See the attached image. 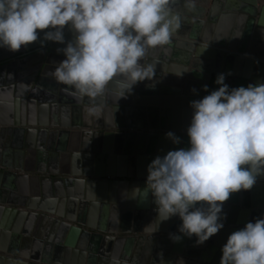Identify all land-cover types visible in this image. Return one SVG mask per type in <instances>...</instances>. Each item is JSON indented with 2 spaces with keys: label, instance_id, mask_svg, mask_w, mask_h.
Listing matches in <instances>:
<instances>
[{
  "label": "crops",
  "instance_id": "crops-1",
  "mask_svg": "<svg viewBox=\"0 0 264 264\" xmlns=\"http://www.w3.org/2000/svg\"><path fill=\"white\" fill-rule=\"evenodd\" d=\"M240 1L243 0H178L179 7L172 3L171 8L179 17L181 33H191L190 27L207 30L209 42L202 43L211 53L213 72L218 74L220 70L225 76L244 74L237 79L247 85L256 73L253 83H261L264 0H256L253 24V14L238 8ZM212 8L214 20L208 16ZM64 35L66 41L72 38V33ZM211 36L216 43H222L224 38L231 43L235 40V47L243 41L246 51L218 47L210 43ZM172 37L190 40L189 36L176 33ZM62 47L57 43V48ZM175 48L168 43L154 49L160 53L173 52ZM7 51L0 48V53ZM193 83L183 84L189 91L182 95L194 100L200 98L202 82L197 78ZM149 84L154 87H148ZM142 85L146 88L140 92L137 106L139 110L145 109L146 120L138 119L131 104L133 127L116 114L106 120L102 117V105L76 104L67 98L59 101V84L51 76L29 86L20 79L0 84V264H52L53 260L66 259L68 264H113L114 258L119 264H177L179 258H185L177 251L157 249L155 242L161 239L149 236L178 232L179 217L161 222L156 231L159 220L155 219L157 212L151 195L145 200L133 196L135 187L145 186L147 165L152 159L169 150L188 147V138L181 137L179 143H173L164 130L151 125L160 124L162 115L172 110L177 98L171 92L175 85L169 80ZM158 87L169 90L158 94L153 91ZM154 98L165 102L166 107L148 103ZM181 106L192 115L189 103ZM77 121L86 127L77 126ZM94 125H104V131L112 135L82 132L102 129ZM118 131L127 136H117ZM259 184L263 185L262 180L257 179L254 186ZM263 191L264 187L259 202L253 200L250 190L249 204L239 199V191L230 193L222 212L226 219L232 213L240 221L229 224L231 227L242 228L246 222L264 216ZM139 227L144 230L134 235L140 236H130L128 231ZM233 229L219 232L212 237L213 241L199 245L194 243L195 235L185 237L192 241L196 257L193 263L184 259V264H220L221 247ZM47 260L52 262L46 263Z\"/></svg>",
  "mask_w": 264,
  "mask_h": 264
},
{
  "label": "clouds",
  "instance_id": "clouds-1",
  "mask_svg": "<svg viewBox=\"0 0 264 264\" xmlns=\"http://www.w3.org/2000/svg\"><path fill=\"white\" fill-rule=\"evenodd\" d=\"M173 2L0 0V48L63 44L57 52L65 58L50 69L58 83L88 98L102 97L115 85L118 98L125 97L137 83L154 80L156 66L144 57L166 46L180 27ZM65 27L72 33L67 41ZM214 83L219 87L202 85L207 94L189 102L188 147L157 155L147 165L145 186L133 189L141 200L151 195L156 231L161 222L179 217V234H169L174 242L195 235L194 243L203 244L224 227L223 202L230 193L250 190L264 176V82L229 87L218 73ZM165 136L180 142L172 131ZM221 253L220 264H264V216L230 233ZM113 264L119 262L114 258Z\"/></svg>",
  "mask_w": 264,
  "mask_h": 264
},
{
  "label": "water",
  "instance_id": "water-1",
  "mask_svg": "<svg viewBox=\"0 0 264 264\" xmlns=\"http://www.w3.org/2000/svg\"><path fill=\"white\" fill-rule=\"evenodd\" d=\"M257 1L256 0H243L239 2L238 8H241L245 11H248L249 13L255 15V11L257 10V8L255 6H250L251 3L255 4ZM247 3V4H246ZM213 15H215V10L212 8L209 11V19L213 20ZM192 30L188 31L191 33H181L178 30H176V34H179L183 37H190V40H180L179 37H177L176 39H174L173 37L171 38V40L169 41V43L172 45H176L175 50L172 51H165V52H160V54H158L157 49H149V51L146 53V56L144 57V62L148 63L151 62L156 66V75L155 77H162V79L164 80V82H168V80L170 81V83L174 84L176 87L172 89L171 92L177 93L178 97L175 100L176 106L178 110H175L176 108H174L173 114L170 113L169 110H167L164 114V119L166 120L167 124H169L167 127H160L161 130H164L165 133L168 131H172L177 137L181 138L182 136L188 137L187 136V127L186 126H182L183 123V119L184 118H189V114L187 116V114L185 113V115H183L180 111L181 107L179 102H181V99L187 100V97H183L182 95V88L181 86L183 85L184 82H191L193 79H202L203 84L202 85H208L210 80H211V76H212V72L213 70L209 69L208 66L204 63V61H206L207 59L211 60V53L208 52V50L206 49V47L203 45L202 42H207L208 41V37L204 34L203 37L201 35V31L200 33L196 32V27H190ZM187 29H189L187 27ZM38 32H41L42 30H37ZM64 33H71V31L65 27L64 29ZM42 38V35H41ZM209 42V41H208ZM234 43V44H233ZM218 45V47H223V48H228V49H233V50H237L235 47V40L227 47V44L224 43H220V44H216ZM57 43L56 42H52V41H46L44 46L41 47L39 41L35 42L31 45H29L27 48L22 47L19 51L16 52H11V51H7V52H3L0 53V84L2 82L4 83H10L12 81L16 80H21L23 83H25L27 86H29L30 84H34V83H39L41 79H43V77H49L50 75V69H52L55 65L54 62L58 63L59 61H61L62 59H64L65 57L63 56L62 53H58L57 52ZM174 49V48H173ZM239 50L241 52L246 51V49L243 48H239ZM198 68L201 69L202 73H203V77H195L198 76ZM199 69V70H200ZM200 73V72H199ZM201 74V73H200ZM52 77V76H51ZM162 79H154L153 81H150V83H164ZM148 80H145L143 82H139L137 83L133 89L132 92L130 94H127L125 97H119V95L121 94V91L119 88H117L115 85L111 86V88H109L108 90H106L105 94L102 97H96V98H88V97H78L77 95H75L72 91V89L70 88V86H65L61 83L59 84V96H58V100L59 101H65L67 98L68 102H72V103H76V104H85L87 106H89L90 104H95V105H102L103 107H101V109L103 110L102 113V117L104 116V118L107 117V113L106 111H111V110H123L126 113L127 116V120L130 121V124L133 122V114H132V106L131 104L134 106V109H136V115L139 114L138 119H142L143 122L146 117L145 114V109L141 108V110H139V106H137V104L139 103L140 97L139 94L140 92H143V89H145L146 87H143V83H147ZM149 82V81H148ZM138 86V92L136 93V87ZM166 90H169L165 87H158V88H154V92L158 93V94H164ZM68 91V92H67ZM185 92V90H184ZM188 91H186L187 93ZM137 94V95H135ZM206 94V91L202 88V93L200 98H202L204 95ZM199 98V99H200ZM144 103V102H141ZM148 103H154V104H162L161 108L164 109L166 106L165 102L161 101L159 102L158 98H154L153 102H148ZM164 103V104H163ZM188 103L186 102L184 105H187ZM185 111V110H184ZM124 113V112H123ZM171 114V115H170ZM81 118V116H80ZM77 119H79V117L77 116ZM163 120V121H165ZM185 121V119H184ZM77 126H81L83 125V127H86L84 124L82 123H78V121L76 122ZM126 126V125H124ZM130 126H133L132 124ZM94 127H100L103 128L102 125H94ZM134 127V126H133ZM139 127H147V126H139ZM155 127L158 129L157 125H155V123L152 124V128ZM182 131H184L185 133H183ZM84 134H92L90 132H93L94 134L96 133H104L106 131H104V129H101L100 131H90V130H84L82 131ZM106 135H112L109 132H106ZM128 134V133H127ZM97 135V134H96ZM117 136H127L126 133H120V131L116 132ZM133 134H131L130 136H132ZM103 151H107L106 148H103ZM258 180H262V184L263 185H255L253 186L250 190L251 193L253 195V200L255 199H259V202H261V188L264 187V176H260L257 177ZM250 190H240L238 192V196L239 199L244 203H248L249 204V192ZM264 193V191H263ZM259 202H253L256 205H259ZM256 208V207H255ZM264 211V210H263ZM254 212L257 214V209H254ZM235 214H230L228 216V218H224L223 219V224L224 227L220 230H218L217 233H221L224 234L226 231H230L232 228L233 231H236L238 229H240L241 227H231L229 224L231 223H236V222H240L238 220H236L237 218H235ZM237 217V216H236ZM228 225V226H226ZM144 230V229H143ZM140 227L139 228H133L130 229L128 231L129 234H132L130 236L135 237V236H140V234H136L134 235L136 232L140 233L143 231ZM155 233V232H154ZM175 234H179L178 232H172ZM216 233V234H217ZM170 233H166V234H161V235H156V234H149V236H152V239L154 238H160L161 241H157L155 242V244H157V249H160L161 247H163V249L165 250H171L173 252H179L182 255L185 256L184 259H186L187 261L189 260L190 263L195 257H196V253L195 251L192 249V241H185V237L183 236L181 240H179L178 242H174L172 239H170ZM216 234H214L213 236H211L208 240L211 242L213 241V238ZM160 236V237H159ZM165 241L166 244H163L162 242ZM168 244V245H167ZM75 252V251H74ZM173 256V255H171ZM187 257V258H186ZM183 259V260H184ZM63 261V262H62ZM52 260H47L46 263H51ZM11 264H13V262H10ZM52 264H68V261L66 259V261L64 262V260H53Z\"/></svg>",
  "mask_w": 264,
  "mask_h": 264
},
{
  "label": "flooded vegetation",
  "instance_id": "flooded-vegetation-1",
  "mask_svg": "<svg viewBox=\"0 0 264 264\" xmlns=\"http://www.w3.org/2000/svg\"><path fill=\"white\" fill-rule=\"evenodd\" d=\"M205 1H207V0H205ZM173 3L176 4V5L179 7V5H178V0H174ZM255 4H256V3H255ZM255 4L251 3L250 6L253 7ZM252 16H253V17H251V22H252L251 24H253L254 21H255V17H254L255 15H252ZM214 18H215V15H213V20H214ZM177 30H178V29H177ZM178 31H179V30H178ZM179 32H180V31H179ZM196 32H197V33H198V32L200 33V30L196 29L195 33H196ZM207 33H208L207 30H205L204 32H201L202 37H203L204 34L207 36ZM174 34H175V33H174ZM208 37H209V35H208ZM175 39H176V38H175ZM212 39H213V37L211 36V37H210V41H211L210 43H212V44H220V43H216V42H215V39H213V40H212ZM224 40H226V38H224V39L222 40V43L225 42V43L227 44V47H228V46L231 44V42L228 41V40H227V41H224ZM213 41H214V42H213ZM222 43H221V44H222ZM175 44H176V43H175ZM175 44H174V45H175ZM233 44H234V43H233ZM243 47H245V43L242 41V42H240V44H238V47H237L236 49H237L238 51H240L239 48H243ZM150 50H151V49H150ZM154 50H155V49H154ZM148 51H149V50H148ZM217 52H218V54H219L220 56L222 55V54H221V51L217 50ZM240 52H241V51H240ZM158 54H160V53H158ZM219 55H218V56H219ZM226 56H227V53H226ZM234 59H235V56H234ZM204 63L208 66L209 69L212 68V66H211V65H212V60L207 59L206 61H204ZM199 69H200V68H198L197 70H198L201 74L198 72V76H195V77H200V78H201V77H203V76H202L203 73H202L201 69H200V70H199ZM223 69H224V68H223ZM211 70H212V69H211ZM224 71L227 72L228 70L224 69ZM218 73H223V72H222V71L220 72V70H218ZM214 74H217V73L212 72V76H213ZM212 76H211V79H212ZM243 76H244V74H243V75H235V73H234V74H231V75H229V76L227 75V76H225V77H227L229 81H231V82H233V83L235 84V83H238V82L241 81V80H238L237 77H243ZM255 76H258V74L254 73L252 76H250V77H252V78H250V81H249L250 83H253V81H254V80H253V77H255ZM200 80H201V82H202L201 84H203L202 79H200ZM170 81H171V80H170ZM149 82H150V81H149ZM193 82H195L194 79H193L191 82H189V83H188V82H184V83H186L187 86H189V84H194ZM210 82H211V80H210ZM210 82H209V84H210ZM184 83H183V84H184ZM209 84H208V85H209ZM184 85H185V84H184ZM182 86H183V85H182ZM182 86H181V88H182L181 90H182V94H183V93H186L187 90L184 89ZM187 86H186V87H187ZM175 87H176V86H175ZM184 90H185V92H184ZM188 91H189V90H188ZM201 93H202V88H201L200 96H201ZM176 94H177V93H176ZM177 95H178V94H177ZM205 95H206V94H205ZM177 97H178V96H177ZM183 97H184V96H183ZM190 99H191V98H187L186 102L189 103ZM196 99H199V97L196 98ZM191 100H193V99H191ZM181 101H182V99H181ZM176 104H177V103L173 104L172 110H173L174 108H176L175 110H178ZM179 104H180V107H181V109H180L181 113H182L183 115H185V111L183 110V107L181 106V105L184 106V104H182L181 102H179ZM187 105H188V104H187ZM172 110H169L171 114H173V111H172ZM123 112H124V113H123ZM106 113H107V117L105 118L106 120L111 119L112 115H115V114L117 115L118 118L121 117L123 120H124V119L127 120L126 113H125V111H123V110H121V111H120V110H119V111L116 110V112H115V110H111V111H109V112L106 111ZM171 114H170V115H171ZM186 114H187V116H188L189 113H186ZM189 116H190V114H189ZM117 117H116V118H117ZM164 117H165V116L162 115V121H161V122H158V123H160V124H157L158 130H160V127H165V126L167 127V126L169 125V124H167V122H166V120L164 119ZM160 118H161V116H160ZM184 119H185V121H184ZM184 119H183L182 126H183V127H184V126L188 127L189 124H190V122H187V121H188V120H191V116H190L189 118H184ZM163 120H165V121H163ZM124 125H125V124H124ZM151 125H152V124H151ZM103 126H104V125H103ZM125 127H126V126H125ZM154 128H155V127H154ZM102 129H103V128H102ZM126 132H127V131H126ZM128 132H130V131H128ZM131 132H132V131H131ZM162 132H163V131H162ZM182 132L185 133L184 131H182ZM120 133H122V131H120ZM186 133H187V132H186ZM182 137H183V138H188V137H185V136H182ZM185 241H187V240H185ZM188 241H189V240H188Z\"/></svg>",
  "mask_w": 264,
  "mask_h": 264
},
{
  "label": "trees",
  "instance_id": "trees-1",
  "mask_svg": "<svg viewBox=\"0 0 264 264\" xmlns=\"http://www.w3.org/2000/svg\"><path fill=\"white\" fill-rule=\"evenodd\" d=\"M216 76H217V74H214L212 76L211 82L208 85V89L209 90H213V89L219 87L218 85H216L214 83V80H215ZM225 83H227L229 85V87H237V86H241V85L247 86V84H245L244 82H238V83L234 84L233 82L229 81L227 77H225ZM206 94H207V92H206Z\"/></svg>",
  "mask_w": 264,
  "mask_h": 264
}]
</instances>
